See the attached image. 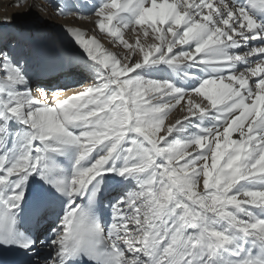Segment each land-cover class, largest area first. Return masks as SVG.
<instances>
[{
  "label": "snow or ice",
  "instance_id": "obj_1",
  "mask_svg": "<svg viewBox=\"0 0 264 264\" xmlns=\"http://www.w3.org/2000/svg\"><path fill=\"white\" fill-rule=\"evenodd\" d=\"M50 6L117 50L62 25L94 80L33 91L0 38L2 264H264V0Z\"/></svg>",
  "mask_w": 264,
  "mask_h": 264
},
{
  "label": "bare ground",
  "instance_id": "obj_2",
  "mask_svg": "<svg viewBox=\"0 0 264 264\" xmlns=\"http://www.w3.org/2000/svg\"><path fill=\"white\" fill-rule=\"evenodd\" d=\"M36 2L48 3L49 12L52 15L43 13L36 8H33L31 11H26L23 7L17 6L16 0H0V20L14 16V23L7 26H0V38L7 33L10 37L12 36V40L9 43L15 45L19 50L26 47L28 50L31 49L34 51L36 55L46 56L39 63L34 64L36 67L53 63L60 66L59 68H66L67 63H62L61 57L79 58V49L68 38L63 27H61L62 25L78 27L89 35L97 36L104 47L109 50H117L110 43L109 37L105 33L99 32L93 20L75 19L69 15H55V10L51 8L50 3L59 4L62 0H36ZM71 2L75 3L76 0H71ZM128 38L129 34L126 33L125 39ZM44 42H46V46L48 45L52 49L42 48L41 46H43ZM59 63L62 65H59ZM71 65H73V69L68 68L61 74H58V76L62 77L61 80L56 78L57 76L35 80L32 84L33 91H35L38 85L50 87L52 90H56L57 86H67L68 90H65L66 93L72 94V92L82 89L93 82L94 76L91 73H79L80 70L77 68H80L81 65L76 63ZM173 118H178L176 111L170 114L169 121H172ZM109 187L108 196L104 199V204H108L113 197L117 196L119 192L118 188L122 187V185L114 183Z\"/></svg>",
  "mask_w": 264,
  "mask_h": 264
},
{
  "label": "rangeland",
  "instance_id": "obj_3",
  "mask_svg": "<svg viewBox=\"0 0 264 264\" xmlns=\"http://www.w3.org/2000/svg\"><path fill=\"white\" fill-rule=\"evenodd\" d=\"M7 34V33H6ZM10 34H11V32H10ZM9 35V34H8ZM7 35V39H5V38H3V41L4 42H10L11 40H12V36H11V38L9 37ZM42 48H45V49H52V48H50L48 45L46 46V42H44L43 43V46H41ZM23 52H25V53H28V52H30V53H32L33 54V57H32V59H31V61H30V73H31V75H32V80L34 79H42V78H44L47 74H51V73H55V72H59V71H65L66 70V68L65 67H62V68H59L60 66H57L56 64H45V65H40L39 67L40 68H42L43 67V69H39V68H37L35 65L37 64V63H39V61L42 59V58H46V56H43V55H36V53L34 52V51H32L31 49H27L26 47H24V48H22L21 49ZM35 64V65H34ZM74 67H73V65H72V67H70V69H73ZM77 69H79L80 70V74H81V72L83 73V74H87V71H85L83 68H82V66H80V68H77ZM61 72V73H62ZM60 73V74H61ZM57 77L56 78H58V79H62V77L61 76H58V75H56ZM84 79V78H83ZM32 83H33V81H32Z\"/></svg>",
  "mask_w": 264,
  "mask_h": 264
}]
</instances>
